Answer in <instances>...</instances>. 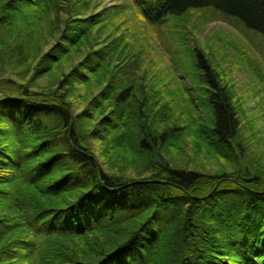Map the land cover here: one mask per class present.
<instances>
[{"label":"trees","instance_id":"16d2710c","mask_svg":"<svg viewBox=\"0 0 264 264\" xmlns=\"http://www.w3.org/2000/svg\"><path fill=\"white\" fill-rule=\"evenodd\" d=\"M104 1L0 0V264H264V169L227 149L237 119L218 74L193 54L198 138L234 168L173 167L161 150L184 129L155 111L165 90L146 94ZM132 1L155 28L211 10L264 43V0Z\"/></svg>","mask_w":264,"mask_h":264},{"label":"rangeland","instance_id":"374dc122","mask_svg":"<svg viewBox=\"0 0 264 264\" xmlns=\"http://www.w3.org/2000/svg\"><path fill=\"white\" fill-rule=\"evenodd\" d=\"M114 7L122 9L117 21L124 22L128 51L134 56L133 64L140 65L138 72L146 94L151 88L158 90L157 82L165 90L162 100L154 106L155 111L168 112L169 123L184 129L181 142L166 144L161 150L164 158L173 167L206 174L231 172L234 168V163L217 155L209 144L198 138L199 128L206 129L210 120L209 111L202 105L203 96L197 90L199 83L194 75L199 70L192 67L193 54L199 51L218 74L237 119L234 139L227 147L232 150V159L239 166L264 169V43L261 36L236 22H227L211 10L190 11L155 28L145 21L132 0H106L99 10ZM171 94L177 102L174 99L170 102ZM183 96L191 101L186 103ZM97 158L101 166L110 169L104 159ZM121 170L123 167H117L118 173H123Z\"/></svg>","mask_w":264,"mask_h":264}]
</instances>
